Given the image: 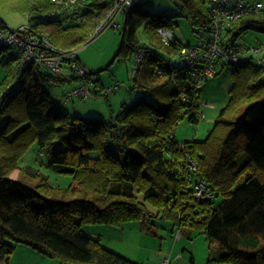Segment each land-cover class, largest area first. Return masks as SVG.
I'll use <instances>...</instances> for the list:
<instances>
[{"label":"trees","instance_id":"16d2710c","mask_svg":"<svg viewBox=\"0 0 264 264\" xmlns=\"http://www.w3.org/2000/svg\"><path fill=\"white\" fill-rule=\"evenodd\" d=\"M111 3L90 0L78 24L45 16L55 6L52 0H0V15L16 10L39 17L31 25L57 48L79 49ZM179 3L180 8L164 15L133 4L127 7L125 38L117 57L145 51V65L133 75L135 88H142L144 95L124 104L111 120L55 109L48 85L79 79L75 71L69 76L63 70L53 73L29 66L17 81V57L4 55L0 264H9L20 243L62 264H140L104 246L85 227L140 221L152 230L156 220L170 222L182 237L203 234L208 264H264V65L252 57L226 65L232 67L229 100L207 137L177 139L175 129L182 119L199 121L196 99L203 88L191 104L182 102L181 93H191L186 88L190 76L185 62L173 65L167 55L175 58L189 44L176 36L171 44L164 43L158 28L174 31L173 17L185 13L196 31L211 20L208 0ZM249 30L264 33V8L237 19L226 35L236 40ZM90 71L94 70H88L86 78L98 82V71ZM35 143L48 156V168L70 176L71 184L53 185L39 168L20 165ZM190 159L196 171H191ZM17 169L19 176L13 178ZM197 179L207 182L210 197L194 195Z\"/></svg>","mask_w":264,"mask_h":264},{"label":"rangeland","instance_id":"374dc122","mask_svg":"<svg viewBox=\"0 0 264 264\" xmlns=\"http://www.w3.org/2000/svg\"><path fill=\"white\" fill-rule=\"evenodd\" d=\"M134 6L141 10H146L150 14L164 15L167 12L180 8L179 0H131ZM262 1L264 4V0ZM55 4V3H54ZM56 6V5H55ZM54 6V8H55ZM53 8V9H54ZM53 11V10H52ZM49 12L45 16L55 18L54 14ZM0 17L13 29L21 25L32 23L39 17L28 15L22 11L9 10L2 12ZM125 19V12H120L116 21L121 24L120 27L109 26L99 35L89 39L85 44L79 46L78 56L81 63L87 70L98 71V82H90V88L93 93L86 99L74 97L70 99L63 109L60 108V99L64 92L71 89L79 83V79H72L60 85H48L51 97L55 102V109L61 112L77 114L87 119H105L111 120L124 104H130L144 95V90L140 87L135 88V80L132 70L135 66V56H119L110 63L117 52L121 42L122 25ZM174 31L177 39L182 44H197L199 34L192 24L187 13L173 17ZM139 37L141 41L145 40V33L140 30ZM264 40V33L249 30L241 36H238L236 43L244 48H250L260 44ZM9 48H0V82L5 75V66L1 62L4 55H7ZM173 65L182 66L184 61L180 56L175 58L167 55ZM255 62H258L257 56H254ZM145 63L142 64V67ZM43 69L48 70L45 66ZM221 72L212 78L203 81V89L200 98V112L205 113V117H200L198 122H191L186 116L180 121L175 129L176 137L179 140L193 139L204 140L209 130L212 128L215 119L220 110L226 106L229 100V90L232 86V67L226 66L220 68ZM72 70L66 64L63 73L71 75ZM116 86V87H115ZM115 87L110 93H101L105 90ZM97 93V94H95ZM49 158L41 153L40 147L35 143L21 158V166H33L39 168L43 173L49 176L50 181L56 186H67L72 183L70 176L62 175L48 168ZM12 174L19 175V170ZM154 229L149 228L140 221L125 223L122 226H114L109 230L96 231L93 225L85 227V230L92 236H100L101 243L125 256L131 260H136L143 264H158L163 256H169L171 264H208V243L203 234L194 233L193 239L186 235L177 239V231L172 230L170 222L156 220ZM183 253L180 259H172V253ZM136 258V259H135ZM138 259V260H137ZM9 264H62L61 260L49 257L32 248L25 243L17 244L12 253ZM216 264V263H215Z\"/></svg>","mask_w":264,"mask_h":264},{"label":"built area","instance_id":"2783aa9c","mask_svg":"<svg viewBox=\"0 0 264 264\" xmlns=\"http://www.w3.org/2000/svg\"><path fill=\"white\" fill-rule=\"evenodd\" d=\"M52 1L56 6L51 14L71 24L82 21V13L90 2V0ZM130 5H132L131 0H112L106 17L97 24L89 39L99 35L109 26L120 27L121 24L116 21V17ZM263 8L264 4L259 0H208L211 20L199 27L198 43L184 46L179 52L180 58L186 64L187 75L190 76L186 88L190 89L191 93L187 91L181 93L183 103L191 104L195 100L196 91L203 88V81L217 75L219 69L228 64H238L248 57L254 59V56H257L258 62L264 65V42L260 41L257 46L244 48L226 35L237 19L246 14L258 13ZM158 32L166 44H171L175 39L174 31L167 26H160ZM0 48H9L8 54L17 57L18 63L14 73L17 81L20 80L23 70L29 66H45L51 72L59 73L68 64L78 75L79 83L63 93L59 103L61 108H64L65 104L74 97L86 99L93 95L90 88L91 81L86 78L88 70L77 58L78 49L57 48L46 34L37 31L31 23L9 30L5 20L0 17ZM144 59L145 51L141 49L135 56L133 75L137 74ZM115 87L107 88L102 93L108 94ZM200 98L196 99V104L200 105ZM200 117H205L203 111L200 112ZM196 168V162L190 159L191 171H196ZM192 187L197 198L211 196L207 182L203 179L194 181ZM177 232V239H180L182 232L180 230ZM159 264H171L170 257L163 256Z\"/></svg>","mask_w":264,"mask_h":264},{"label":"crops","instance_id":"0c3cea01","mask_svg":"<svg viewBox=\"0 0 264 264\" xmlns=\"http://www.w3.org/2000/svg\"><path fill=\"white\" fill-rule=\"evenodd\" d=\"M4 78V77H3ZM18 176L19 175H17V176H15L14 174H12V177L13 178H18ZM105 225H107V224H105ZM94 227H95V230L96 231H101V230H109L108 229V227H110V228H112V229H114L115 227L113 226V225H108V227H104L103 225H95V226H92V228L94 229ZM100 237V236H99ZM109 247V246H108ZM113 249V248H112ZM173 255H171V257H172V259H174V260H178V259H180L181 258V256L183 255V253H181V252H179V253H176L175 254V252L174 253H172ZM123 255V254H122ZM207 255H208V249H207ZM125 256V255H124ZM127 257V256H126ZM162 258V257H161ZM136 259V258H135ZM171 259V258H170ZM138 260V259H137ZM136 261V260H135ZM159 262H160V259H159V261H158V264H159ZM171 262H172V260H171ZM139 263V262H138ZM140 264H143V263H140ZM216 264H229V263H216Z\"/></svg>","mask_w":264,"mask_h":264},{"label":"water","instance_id":"95a60500","mask_svg":"<svg viewBox=\"0 0 264 264\" xmlns=\"http://www.w3.org/2000/svg\"><path fill=\"white\" fill-rule=\"evenodd\" d=\"M124 12H126V9L124 10ZM7 28H8L9 30H12V29H13V28H12L10 25H8V24H7ZM125 29H126V21H124V22H123V25H122V34H121V42H120V46H119L117 52L115 53L114 57H113L112 60L110 61V63H112V62L115 60V58L117 57L118 52H119L121 46H122L123 43H124V38H125V33H124V32H125ZM96 72H97V71H90L89 73H90V74H94V73H96Z\"/></svg>","mask_w":264,"mask_h":264}]
</instances>
